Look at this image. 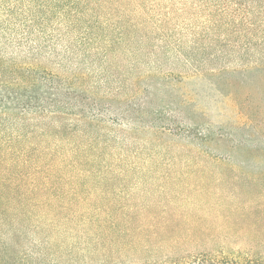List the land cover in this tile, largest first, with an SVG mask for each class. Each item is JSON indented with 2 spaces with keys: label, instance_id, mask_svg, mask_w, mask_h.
<instances>
[{
  "label": "rangeland",
  "instance_id": "374dc122",
  "mask_svg": "<svg viewBox=\"0 0 264 264\" xmlns=\"http://www.w3.org/2000/svg\"><path fill=\"white\" fill-rule=\"evenodd\" d=\"M215 1L0 0V79L47 110L69 74L104 106L101 127L58 133L57 119L21 129L1 118V139L23 137L10 147L19 167L0 172V264H84L79 228L58 232L57 220L41 224L40 208L28 218L30 207L4 204L13 188L50 186L106 188L133 216L134 247L114 248L109 264L222 245L264 250V0H249L257 28L227 24ZM84 154L88 164L74 167Z\"/></svg>",
  "mask_w": 264,
  "mask_h": 264
},
{
  "label": "trees",
  "instance_id": "16d2710c",
  "mask_svg": "<svg viewBox=\"0 0 264 264\" xmlns=\"http://www.w3.org/2000/svg\"><path fill=\"white\" fill-rule=\"evenodd\" d=\"M220 1H215L217 4L222 3L221 9L216 13V16L226 15L225 17L231 21L228 23L226 20L227 24L245 23L249 26H256L257 22H253L251 14L253 15L255 11H259L254 9L255 6L251 4V1L249 3V0H226V4ZM230 5L232 7L235 6L234 13L228 12L227 8ZM243 7L244 9H242ZM260 8H262V5ZM247 9L248 11L245 14H241L242 10ZM263 19L264 17H262V21L258 25L261 26L264 23ZM232 26L235 27L237 25ZM260 34L261 41H264V28L260 30ZM216 38L228 40L229 34H222V36H217ZM209 40L212 41V38ZM186 61H188L187 58L185 59ZM199 72L200 70H196V73ZM16 85L0 79V137L6 129L1 119L4 115L11 118L12 123L10 124L20 122L21 129L22 127L27 128L25 122L31 119H57L59 123L53 126L55 133L66 127L70 130V128L74 127L83 128L90 125L101 127L103 125L102 112L104 106L99 107V100L86 94L81 82L76 78H72L69 74L63 73L60 75L59 84L53 92H50L55 95L57 102L47 110H45L43 103L37 104L38 106L31 104L30 95L25 94L26 91L14 89L13 86L17 88ZM11 90L15 91V96H12L13 92ZM16 92H19L18 95ZM71 123H73L74 127H69ZM10 128L12 130L13 125ZM41 133L44 134L45 131L42 129ZM21 137L23 136L17 133V136L9 135L8 138H0V172L3 171L5 173L12 164H14L15 168L19 167L16 165H19L18 162L20 160L13 157L15 149L10 147L12 145L11 140ZM18 154L20 155V153ZM25 160L27 158L21 159L23 163L26 162ZM88 161V156L84 154L72 161V165L75 167L80 164H88ZM57 168H60V166ZM34 169L38 168L34 167ZM93 171L92 167L85 170L88 174ZM23 177L25 175L20 174L15 177V180L18 181ZM79 177L81 179V176ZM6 179L9 183L13 181L10 176H6ZM47 179L51 181L49 176ZM57 179L61 180V177ZM1 185L0 188H2ZM93 193L98 197L97 204L92 200ZM107 195L106 188H76L75 186L70 188H53L51 186L47 188H13L12 195L5 199L4 204L12 202L19 212L24 211L25 207H30L32 210L28 211V218L35 216L33 212L35 208H40L42 210L40 215L41 224L44 223V226L47 227L52 222H55L54 220H57L59 224L57 226L58 232L62 231L63 233V227L64 231L69 230L70 227L79 228L80 231L74 236L76 239L79 238L77 242L84 243L81 250L84 264H109L114 262L112 259L113 252L116 251L120 254L123 249L129 248L131 250L134 247V241L131 239L134 237L133 234L141 231V228L140 226H134L132 215L124 214L122 205H111L106 198ZM2 198L0 192V203ZM0 209H4L1 204ZM130 214H133V210L130 211ZM6 220L5 212L1 211L0 223L5 222L4 224H7ZM120 220H124L123 223L125 224L122 225L123 223ZM9 221L12 222L11 234L14 236L17 231L14 224L16 221L14 219ZM71 230L74 229L71 228ZM141 240L145 245L150 243L149 237L141 238ZM17 244L19 243L15 239L11 243L10 249H14ZM114 248L115 251L113 250ZM68 249V252L71 253L73 245ZM117 264H264V250L257 247L233 248L232 246L222 245L214 250L185 251L180 254H166L165 256H159V258H145L144 260L138 259L131 262L119 261Z\"/></svg>",
  "mask_w": 264,
  "mask_h": 264
}]
</instances>
